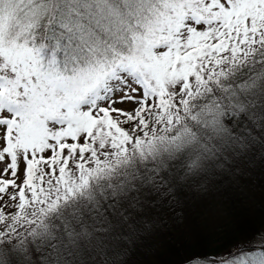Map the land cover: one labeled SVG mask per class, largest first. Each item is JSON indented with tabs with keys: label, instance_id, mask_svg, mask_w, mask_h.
<instances>
[{
	"label": "snow or ice",
	"instance_id": "snow-or-ice-1",
	"mask_svg": "<svg viewBox=\"0 0 264 264\" xmlns=\"http://www.w3.org/2000/svg\"><path fill=\"white\" fill-rule=\"evenodd\" d=\"M241 117L264 130V0H0V264L107 238L123 264L139 193L218 166ZM203 261L264 264V229Z\"/></svg>",
	"mask_w": 264,
	"mask_h": 264
},
{
	"label": "trees",
	"instance_id": "trees-1",
	"mask_svg": "<svg viewBox=\"0 0 264 264\" xmlns=\"http://www.w3.org/2000/svg\"><path fill=\"white\" fill-rule=\"evenodd\" d=\"M240 119L236 139L225 137L218 143V166L207 174L173 181L175 187L168 195L139 193L135 226L149 227L131 244L122 257L123 264H189L190 260L225 253L264 229V150L236 148L245 127L254 135H264V130L244 117ZM122 230L126 233L127 226ZM105 242L106 252L89 246L103 254L104 264L106 259L111 264L115 252L127 245L117 246L111 238ZM92 257L88 250L83 255L88 264Z\"/></svg>",
	"mask_w": 264,
	"mask_h": 264
},
{
	"label": "rangeland",
	"instance_id": "rangeland-1",
	"mask_svg": "<svg viewBox=\"0 0 264 264\" xmlns=\"http://www.w3.org/2000/svg\"><path fill=\"white\" fill-rule=\"evenodd\" d=\"M5 199H7V197H5ZM91 244L95 245V242H92ZM87 248H88V251L93 253V257L89 264H104L105 263V260L103 259V254L101 253L98 254V252L94 251L93 248L90 249L89 245H87ZM195 260H196V264H204L203 259H195ZM86 264H88L87 260H86Z\"/></svg>",
	"mask_w": 264,
	"mask_h": 264
}]
</instances>
